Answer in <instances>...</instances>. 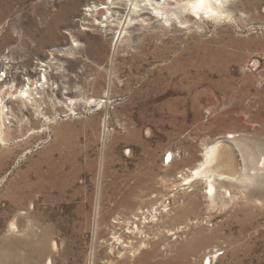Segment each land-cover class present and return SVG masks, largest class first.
Masks as SVG:
<instances>
[{"label":"rangeland","instance_id":"rangeland-1","mask_svg":"<svg viewBox=\"0 0 264 264\" xmlns=\"http://www.w3.org/2000/svg\"><path fill=\"white\" fill-rule=\"evenodd\" d=\"M103 2L0 0V60L20 81L21 67L37 80L46 62L59 99L79 100L74 113L51 111L43 138L0 149V264H175L168 243L185 242V264L218 249L212 264H264V185L227 182L210 203L201 181L179 177L227 134L264 146V0H234L229 19L119 17L112 28L105 9L88 11ZM161 202L135 248L110 251L106 224Z\"/></svg>","mask_w":264,"mask_h":264},{"label":"bare ground","instance_id":"bare-ground-1","mask_svg":"<svg viewBox=\"0 0 264 264\" xmlns=\"http://www.w3.org/2000/svg\"><path fill=\"white\" fill-rule=\"evenodd\" d=\"M234 3V0H107V2L98 4L99 6L88 5V11L105 9L103 10V13L105 12L103 21H106L105 26L109 28H112L111 21L115 22L119 17L124 18V23L127 25L162 23L167 26L177 21L179 27H183L191 21L202 19L214 21L229 19V6ZM121 35L120 31L114 50L117 48L116 44ZM98 55L99 58L102 57V53ZM5 59L0 60L2 67L0 68V149L17 145L18 141L27 144L35 137L43 138L51 131V125L55 123L56 117L49 115L51 111L53 109L63 111L66 108L74 113L79 101L71 97H67L65 101L59 99L58 90L49 85L50 79L55 77L49 73L51 66H47L46 62H41L37 80L33 78L34 72L31 69L27 66L21 67L23 70L20 73L24 74V78L20 81L19 72L9 70L11 62H6L8 59L6 56ZM67 93L68 91L65 94ZM50 94L51 108H48L44 106V103H46L45 98ZM105 123L103 132L106 129ZM249 143L251 144V140L237 137L236 134H227L222 139L214 140L204 147L201 160L179 175L181 181H186L184 184H188V188L194 187L197 183H203L206 190L204 196L210 203L215 197L227 193V182L235 181L240 189H247L254 183L257 187L264 185V146L254 142L252 145L255 150H252ZM168 155L165 158L163 156V160L169 165L175 155L172 151H168ZM2 164L0 157V165ZM186 189L187 187H183L180 190ZM176 194L178 193H173V198ZM161 203V208L160 206L154 207L153 204L146 209L138 208V211L132 212L130 216H117L111 223L106 224L108 238L105 239V244L109 246L110 251L112 252L116 245L122 248L128 246L135 248L136 239L146 237L147 226L158 223L159 218L156 214L164 212L166 208V205ZM169 210L170 208L166 209L165 213ZM98 225L99 220L96 219L95 226L98 227ZM8 230L14 235L19 233L16 220L9 223ZM143 246L144 242L140 241L137 248ZM167 247L170 252L168 260L170 259L175 264H185L189 256H195L193 246H190L189 242L172 245L168 243ZM57 248V243L52 239L50 256L58 251ZM217 251L219 249L209 251L201 258L199 264H212L221 255V253L215 255ZM118 252L121 253V251ZM50 256H47L48 262L52 260Z\"/></svg>","mask_w":264,"mask_h":264}]
</instances>
